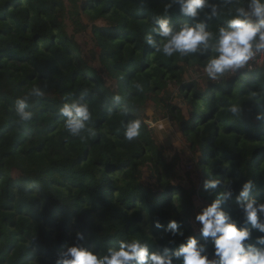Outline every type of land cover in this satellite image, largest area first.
<instances>
[{
  "label": "trees",
  "instance_id": "trees-1",
  "mask_svg": "<svg viewBox=\"0 0 264 264\" xmlns=\"http://www.w3.org/2000/svg\"><path fill=\"white\" fill-rule=\"evenodd\" d=\"M169 2L0 0V264H56L73 243L104 254L133 239L170 255L189 236L214 259L213 238L200 234L195 219L197 200L207 205L220 191L203 188L210 178L231 181L233 196L222 208L250 230L247 243L264 235L235 203L247 180L253 183L250 197L264 201V120L256 119L264 113V68L228 71L214 82L205 74L204 87L183 81L186 69L204 70L206 56L166 57L144 40ZM211 2L221 14L206 21V30L216 32L245 0ZM208 11L201 10L200 19ZM167 14L175 26L191 22L178 5ZM89 33L88 49L78 38ZM33 86L45 95L30 102L33 119L19 122L16 99ZM84 93L95 135L81 140L65 131L59 108ZM174 99L186 106L187 117ZM232 104L242 105L241 118L228 111ZM150 107L152 115L164 113L153 119L169 117L197 156L187 160L196 182L176 181L180 159H168L154 139L172 132L148 128ZM132 118L141 119L142 128L129 142L124 125ZM172 219L182 234L164 230Z\"/></svg>",
  "mask_w": 264,
  "mask_h": 264
},
{
  "label": "clouds",
  "instance_id": "clouds-1",
  "mask_svg": "<svg viewBox=\"0 0 264 264\" xmlns=\"http://www.w3.org/2000/svg\"><path fill=\"white\" fill-rule=\"evenodd\" d=\"M231 3V0H228ZM178 5L179 13L189 18L180 26L172 23L168 11ZM210 9L205 18L200 19L203 9ZM221 14L220 6L211 0H170L165 9V15L154 17L151 30L145 35L146 45L166 57L179 55L187 57L192 54L206 56L204 71L209 81H217L226 72H235L244 68L250 60L264 52V0H245V3L235 8L230 19L220 25L216 32L206 30V21ZM142 91L141 84L136 85ZM45 95L39 86H33L15 102V115L19 122L33 119L29 111L33 98ZM87 93L80 95L71 102H65L59 108V115L65 118L64 129L70 137L87 139V133L95 135L89 127L92 112ZM119 99V97H116ZM228 111L232 116L241 118L242 105L232 104ZM123 114L127 115L125 108ZM257 120H264V113H258ZM142 120L132 118L124 125V139L131 142L141 135ZM231 181L221 183L220 179L210 178L204 181L203 188L214 192L216 198L204 206L196 214V221L201 225L200 234L204 238H213L214 259H209L205 246L194 236H189L170 255L151 251L149 245L138 239L118 241V246L109 247L104 254L85 248L82 244L73 243L61 251L56 264H264V235L256 238L255 244L247 243L251 232L247 227H239L230 215L222 208V203L232 198ZM253 187L251 180L243 183L235 203L242 211L245 222L264 234V201L250 197ZM156 228L163 225L156 221ZM173 235L179 233V225L175 219L168 222L164 229ZM77 240H83V234L76 232ZM256 245H260L257 247Z\"/></svg>",
  "mask_w": 264,
  "mask_h": 264
},
{
  "label": "rangeland",
  "instance_id": "rangeland-1",
  "mask_svg": "<svg viewBox=\"0 0 264 264\" xmlns=\"http://www.w3.org/2000/svg\"><path fill=\"white\" fill-rule=\"evenodd\" d=\"M70 26V29H72V24L68 20L67 22ZM83 24H86L85 21L82 22ZM94 25H101V21H97L94 23ZM90 33L89 34H81L79 35V43L83 44L86 48H90L91 43H90ZM246 70V69H245ZM247 71V70H246ZM205 71L202 70L201 68H189L186 69V72L183 77V81L188 82V81H193L198 83L201 87L205 86ZM168 91L170 93L176 94V89L172 87L171 85L168 88ZM161 97H165V93L160 95ZM173 104L176 105V107H179L184 115V117H187V112H186V106L179 100V99H174ZM153 113V108H148L147 110V119L146 124L153 125L152 128H157L158 130H165L167 128L168 131L172 132L169 134H158L156 133L154 135V139L156 143L162 147L168 157V159H172L173 157L177 156L180 161L178 167L175 169L176 172V181L186 184L191 180L193 183L196 182V176L191 173L192 169L189 170V164H187V160H191L192 162H195V159L197 156L192 157L190 152L188 151V145L185 142L184 139H182L179 131L176 129V127L171 124L169 117H165L161 121L159 120L158 117H161L164 115L163 112L160 110L157 111V115H152ZM157 118V120L153 119ZM144 172V179L145 182H147V176H148V171H143ZM189 179V180H188ZM197 208H198V213L200 210L206 206L203 205L202 202L197 200L196 202Z\"/></svg>",
  "mask_w": 264,
  "mask_h": 264
},
{
  "label": "built area",
  "instance_id": "built-area-1",
  "mask_svg": "<svg viewBox=\"0 0 264 264\" xmlns=\"http://www.w3.org/2000/svg\"><path fill=\"white\" fill-rule=\"evenodd\" d=\"M257 68H264V52L259 53L244 67V69L248 71H252ZM148 126L152 127L153 125L148 124Z\"/></svg>",
  "mask_w": 264,
  "mask_h": 264
},
{
  "label": "bare ground",
  "instance_id": "bare-ground-1",
  "mask_svg": "<svg viewBox=\"0 0 264 264\" xmlns=\"http://www.w3.org/2000/svg\"><path fill=\"white\" fill-rule=\"evenodd\" d=\"M147 126H148V124H147ZM152 127H153V126H152ZM152 127L148 126V128H152Z\"/></svg>",
  "mask_w": 264,
  "mask_h": 264
}]
</instances>
